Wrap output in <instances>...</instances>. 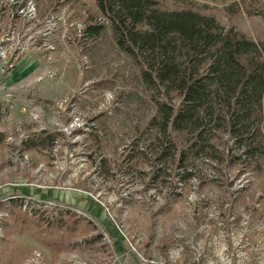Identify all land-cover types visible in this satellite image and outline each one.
<instances>
[{
	"label": "rangeland",
	"instance_id": "rangeland-1",
	"mask_svg": "<svg viewBox=\"0 0 264 264\" xmlns=\"http://www.w3.org/2000/svg\"><path fill=\"white\" fill-rule=\"evenodd\" d=\"M152 1L256 41L261 68L264 0ZM13 11L0 0V264H264V91L231 107L213 94L202 138L157 135L165 88L117 43L115 13L28 0L15 31Z\"/></svg>",
	"mask_w": 264,
	"mask_h": 264
},
{
	"label": "trees",
	"instance_id": "trees-1",
	"mask_svg": "<svg viewBox=\"0 0 264 264\" xmlns=\"http://www.w3.org/2000/svg\"><path fill=\"white\" fill-rule=\"evenodd\" d=\"M9 1L14 9L9 17H12V29L16 31L20 29L17 22L23 19L19 10L24 9L28 0ZM96 3L98 10L106 13L109 8L116 14L111 16V26L121 48L129 55L137 52L147 54L142 63L145 81L165 88L164 101L157 104L154 115L150 117L155 124L153 127H157V135L177 132L190 136L195 133L198 139L199 136L202 138L204 121L218 115L213 101L216 95L230 107L234 98L244 96L246 88L251 91V97L259 99L262 96L264 61L257 70L253 67L252 55L254 50H259V45L234 28L226 30L214 16L203 15L190 8L165 11L155 7L152 0H96ZM144 5L151 9L145 29L139 27L145 20ZM102 29L103 23L88 24L84 30L100 35ZM175 35L178 42H173ZM183 49L190 62L187 68H181L176 57ZM200 67H205L207 73L200 72ZM174 93L176 98H181L177 105L169 103ZM246 112L249 111L244 108L242 113L246 115ZM236 132L234 134L241 137L242 132ZM158 153V159H164L168 149ZM183 155L180 154V161L184 159Z\"/></svg>",
	"mask_w": 264,
	"mask_h": 264
}]
</instances>
